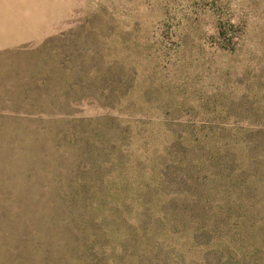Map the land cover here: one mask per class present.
I'll use <instances>...</instances> for the list:
<instances>
[{"label":"rangeland","instance_id":"rangeland-1","mask_svg":"<svg viewBox=\"0 0 264 264\" xmlns=\"http://www.w3.org/2000/svg\"><path fill=\"white\" fill-rule=\"evenodd\" d=\"M0 264H264V0H0Z\"/></svg>","mask_w":264,"mask_h":264}]
</instances>
